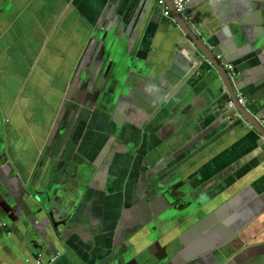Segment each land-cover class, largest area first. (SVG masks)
I'll return each mask as SVG.
<instances>
[{
	"label": "crops",
	"instance_id": "crops-1",
	"mask_svg": "<svg viewBox=\"0 0 264 264\" xmlns=\"http://www.w3.org/2000/svg\"><path fill=\"white\" fill-rule=\"evenodd\" d=\"M164 2L0 0V264H264V0L191 1L212 59ZM181 42L200 64L157 114L120 95Z\"/></svg>",
	"mask_w": 264,
	"mask_h": 264
},
{
	"label": "water",
	"instance_id": "water-1",
	"mask_svg": "<svg viewBox=\"0 0 264 264\" xmlns=\"http://www.w3.org/2000/svg\"><path fill=\"white\" fill-rule=\"evenodd\" d=\"M180 19L184 24L183 29L191 38L193 43L192 46L195 49H200L207 58L212 59L211 55H208V53L196 43L191 31H188V26L185 24V21L182 18ZM106 50L107 48L103 50L101 58L105 56ZM183 50L187 52V55H185ZM131 64H128L125 68L127 74L123 78L124 82L121 87L120 95L126 96L128 99L132 100L133 103L140 105L143 111H147L149 114H157L160 110V106L168 100L167 94L169 93L172 95L180 89V87L186 82L188 76L198 67L200 60L196 51L188 48L185 43L181 42L178 43L174 53L171 55L168 65L163 68L162 72L155 76H147L144 71L137 72L133 65L130 67ZM233 101H235V96ZM236 107V109L241 111L242 115L245 114V107H240L239 105ZM169 191L170 189L160 190V195L167 197L175 204L176 207L173 208L174 213L172 214V218H176L177 216L184 217L192 212L193 207L191 206V203H188L187 206L184 205L187 195L183 191ZM46 203H51V199L48 198V202ZM46 203H44V205L47 210H49V206H47ZM76 212V206L67 210H63V208L54 210L51 206L49 214L51 218H53L55 213L60 216V223L54 224L62 225L69 220L73 219L74 221V213ZM37 255V253H34V256H36L34 258L43 256L42 249L39 251V255Z\"/></svg>",
	"mask_w": 264,
	"mask_h": 264
},
{
	"label": "built area",
	"instance_id": "built-area-1",
	"mask_svg": "<svg viewBox=\"0 0 264 264\" xmlns=\"http://www.w3.org/2000/svg\"><path fill=\"white\" fill-rule=\"evenodd\" d=\"M171 4H172V8L175 11V13L182 18L184 21H186L188 19V14H189V10H190V4L192 0H170ZM164 0H156V4L157 6L160 7L161 11H162V15L166 18H168L170 16V12L168 11V9L166 8L165 4H164ZM224 68L226 71L231 72V77L234 76V67H232L231 64H225ZM246 102L247 99L246 97H244L242 95V93H237L235 94V101L230 100L227 103V108L235 113L236 115H239V112L237 111V105H239L240 107H245L246 106ZM263 122H264V117H263ZM58 256H53L50 258L49 262H54L56 260ZM35 264H43V262L40 259V256H38V258L35 259Z\"/></svg>",
	"mask_w": 264,
	"mask_h": 264
},
{
	"label": "rangeland",
	"instance_id": "rangeland-1",
	"mask_svg": "<svg viewBox=\"0 0 264 264\" xmlns=\"http://www.w3.org/2000/svg\"><path fill=\"white\" fill-rule=\"evenodd\" d=\"M112 140H113V137H111V142H112ZM115 140H117V139H115ZM40 259H41V261L43 262V260H42V257L40 256ZM43 264H44V262H43Z\"/></svg>",
	"mask_w": 264,
	"mask_h": 264
}]
</instances>
